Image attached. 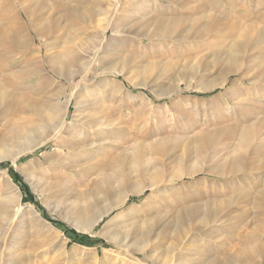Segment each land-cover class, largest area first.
Returning a JSON list of instances; mask_svg holds the SVG:
<instances>
[{
    "label": "rangeland",
    "instance_id": "1",
    "mask_svg": "<svg viewBox=\"0 0 264 264\" xmlns=\"http://www.w3.org/2000/svg\"><path fill=\"white\" fill-rule=\"evenodd\" d=\"M175 1L183 5L168 0H0V55L5 60L0 82L9 92L0 105V197L8 198L14 184L21 210L33 205L53 228L40 236L27 226L30 216L9 217L6 208L16 207V199L7 206L0 201V264H173L177 259L178 264H225L233 260L232 250L243 252L234 264H264V215L258 206L264 198L262 137L258 132L246 145L228 135L232 126L246 125L251 113L260 117L261 86L253 83L261 73L259 60L245 63L242 57L239 74L233 73L224 86L205 90L221 81L240 28L254 24L258 35L264 33V0ZM22 8L30 11L29 18ZM160 20L161 31L156 29ZM7 33L24 45L12 52L2 40ZM254 54L261 58L264 50ZM27 57L44 67L49 80H22L25 66L36 65ZM82 98L104 117L99 131L76 123L83 114L77 107ZM49 104L58 108L56 120L62 119L63 132L56 139L47 132L49 143L15 162L10 158L16 151L11 131L38 122L39 108ZM218 130L219 138L202 148L201 133ZM58 150H64L71 177L62 182L46 178L42 195L24 171L32 160L43 161ZM239 157L247 170L232 174ZM108 180L111 186L104 184ZM138 190L145 193L136 194ZM122 194L130 199L95 227L83 226L78 212L88 195L98 198V208L117 204ZM67 195L70 199L61 206L47 205L49 199ZM220 202L232 207L217 228L208 226L202 234L169 230L165 244L157 237L166 218L178 215L176 203L201 204L206 223L208 212ZM136 204L171 215L151 224L148 239L132 232L125 245L115 246L106 238L115 217L128 216L118 222L126 224L138 219L144 227L156 216H143L132 207ZM185 236L192 241L188 247L182 245ZM61 238L67 244L64 253ZM141 242L148 245L149 258L136 251Z\"/></svg>",
    "mask_w": 264,
    "mask_h": 264
},
{
    "label": "bare ground",
    "instance_id": "2",
    "mask_svg": "<svg viewBox=\"0 0 264 264\" xmlns=\"http://www.w3.org/2000/svg\"><path fill=\"white\" fill-rule=\"evenodd\" d=\"M168 2L173 3V4H179V5L182 4L183 5V3L177 2L175 0H168ZM186 2L189 5V2L188 1H186ZM188 5H186V6H188ZM109 10H111V9H109ZM22 12H23V14H25L29 18L30 11L28 12L27 8H24V9L22 8ZM198 21H200V20H198ZM163 24L164 23L162 21L161 22L158 21L157 22L156 29H159L160 30V28H161V26ZM217 25H219V24H217ZM247 25H248V23H247ZM253 25L245 26L246 28L243 27V28H240L239 30L237 29L238 32H236V33L238 34V38L236 40H234V44L230 48L229 54L225 58V68H224V70L221 71V77H222L221 78V81H219V82L215 81L212 85L206 86L205 90H211L212 88H214V86H217V85L218 86L219 85L220 86L221 85L224 86L228 82L229 78L231 77V75L233 73H236V74L238 73L239 74L240 69H241L240 68V65L242 64L243 58H244V61L243 62H245V63H247V62L248 63H251V62H254V61L256 62L257 59L259 60V67L258 68H260L259 70L261 71V73H260L259 77H257L258 79H256V78L253 77V79H254L253 80V83L259 84L261 86V90H260L261 99L258 100V102L260 104V117L259 118L255 117L256 116L255 112L251 113L249 115V120H247V124L246 125L232 126V128H230L228 130V135H230V136H233L234 135V136H236V137H238L240 139L241 143L246 144V145H249L251 139L253 138V135H255L256 133L259 132L260 133V136L262 137V148L264 150V55L261 58H257V57H255V54H254L256 52H259L260 50L262 51V49L264 50V47H262V43H264V42H262L263 41L262 39H264V33L261 32V30H263V29H261L259 31L261 33L258 35V30L259 29L258 28H255V26H253ZM219 26H221V25H219ZM158 27H160V28H158ZM211 27L212 26H210V28ZM108 29H109V27H108ZM211 29H213V27ZM237 34H236V36H237ZM256 35H257V37H255ZM232 38H234V37H232ZM2 40L5 42V44H8L9 43V48L11 49L12 52L14 51L12 49H14L16 47H19L21 45H24V43H22V41H19L17 39L11 38V35H9L8 33L2 35ZM263 46H264V44H263ZM224 51H225V49H224ZM67 56H68V53H67ZM69 57H71V56H69ZM258 57H260L259 54H258ZM27 59H28V62L30 61V63H31V60L32 59L31 58H28V57H27ZM29 59H31V60H29ZM34 60H35V58H34ZM39 60H37V61H39ZM4 61H5L4 58L0 55V63H2ZM48 61L49 60H45V62L47 64L49 63ZM32 62H33V60H32ZM35 62H33V63H35ZM39 62H40V64H42L41 61H39ZM27 64L28 63H26V65ZM43 65H44V63H43ZM28 66H30V67L27 68V66H25V69L23 71L24 72L23 74H25L24 78L22 79L23 81L26 80V79H30V78H37V79H40V78L43 79L44 78L46 80H49L43 74V72L45 71V69H44V67H41L42 65L40 66L39 64H36L33 67V66H31L29 64ZM216 69H217V67H216ZM124 70H121L120 73H121V75H123V77H125L126 79H128V75H127L128 73L124 72ZM217 70H219V69H217ZM245 70H247V69H245ZM250 70H252V69L250 68L249 71ZM59 73H60L59 74V76H60L61 75V72H59ZM240 74H242V73H240ZM251 76H249V77H251ZM2 77H3V80H4L5 75H3ZM244 79H246V74H245ZM0 81H2L1 78H0ZM139 86L140 87H145L144 84H140ZM38 87H40V86H38ZM43 87H45V86H43ZM129 94H131V93H129ZM245 94H247V92H245ZM46 96H47V94H46ZM84 96H83V98H84ZM8 98H9V92H7V90L3 86L2 82H0V105L2 104V102L4 100H6ZM83 98L81 100H78V102H77V104H78L77 107L79 109L78 111H82L83 114L81 115L82 116L81 118L77 119L76 123L77 124H80L81 126L82 125H85L86 127H92L94 129L96 128V130L99 131L105 125L104 124V120L105 119H104V117L102 115H100V113L98 112V110H95V111L93 110L94 108H92L90 106V104L86 102L88 100H84ZM135 98H136L135 96L133 97L131 95V101L132 100H136ZM5 102H8V101H5ZM66 103H67L66 104V108H68V105L71 103V100L69 99L68 101H66ZM0 108H1V106H0ZM38 111H39L38 112L39 113L38 114V122L36 121V122L28 123L25 127L24 126L17 127L15 129H13L11 131V133H10V139H11V143H12L11 146H13V148L16 149L15 153H13L10 158L12 160H14L15 162L20 157L26 156L29 153H32L34 150H36L38 148H41V147H44L47 143H49L47 141H49L52 137H55V139H56V136L59 135L61 133V131L63 132L64 126H63L62 119H57L56 120V117L58 116L57 115L58 108L56 107V105L49 104V105L45 106L44 108H41V109L39 108ZM243 115H245V114H243ZM246 115H245V117H246ZM63 116H65V115H63ZM250 117L252 119L255 118V121L251 122L250 121ZM75 126H76V124H75ZM112 128H113V126H112ZM67 131H68V129H67ZM219 131L220 130L215 131V133H213V134H210V133L209 134H206L205 132L204 133H201V134H205L204 136H202L201 147L202 148H205V147H208L209 145H212L215 142V140L217 138H219V133H220ZM47 132H51V134L53 136L51 137V134L49 133V137L46 138L47 137L46 136V133ZM88 146L89 145L85 146V148L88 147ZM81 148H83V147H80L79 149L81 150ZM67 163L68 162L65 159L64 150H62V153H61L60 150H58V151H55L53 153H50L48 156H45V158H44L43 161L41 160V161H38L37 162V161H33L32 160V162L28 165V167L26 169V172L28 171V173H26L25 171H24V173H25L26 177L28 178V180H32V182L34 183V186H36L38 188L37 191L40 194L43 195V191H44V188L46 186V183H44L45 182L44 180L46 178H49V179H52V180H60L62 182V181H64L65 178L67 179V178L71 177V174H72L71 172H72L73 169L71 168V166H68ZM241 163H243L244 165H240ZM233 164H234V166H233V168L231 170V173L232 174H234V173H240L241 172L240 170H243V169L247 170L246 169V166L248 164L245 162V160L243 158H240V157L237 158L236 160H234V163ZM260 168L261 169H264L263 166H261ZM260 168H258V169H260ZM248 170H250V169H248ZM222 174H224V173H222ZM227 174L230 175V173H227ZM110 181L111 180L105 181L104 184H106V186L107 185H110L111 186ZM100 188H102V187H100ZM9 189H12V190L9 191V193H8L9 197L8 198L7 197L6 198L0 197V201H3V202L5 201L4 202L5 203L4 204L5 206L10 205L13 202L12 201L13 199H16V201H17V203H16V207L17 208L14 205L13 206L11 205L12 208H10V206H8L6 208L8 210V212H9V217L13 219V217L18 216V214H20V213H23V216L24 217H29L30 216L29 219H28L27 226L28 227L31 226V228H35L36 229V232L40 236H42V237L47 236V234H49V231H52V229H53L51 227V224L49 222L45 221L43 219L42 215L39 213V211H37L36 208L33 205H31V204L27 207L28 210H26V211L23 210L22 211L21 210V207L23 208V205L21 204V202H22L21 201V197H19V189L16 186H14V184H12V188H9ZM105 191H106V189L103 191L104 194L106 193ZM54 193L62 194L59 191H55ZM143 193H145V191H142V190H138L136 192V194H139V195H141ZM54 196L55 195H53V197H51V196L50 197L51 198H54ZM68 196L69 195H67L65 197L62 196L63 198L62 197L56 198L57 201H54V200H50L49 199L48 202H47V205L59 207L64 202H66V201H68L70 199V198H68ZM94 197H95L94 195H92V196L88 195L84 199L83 203L81 204L80 209H79V212H78L79 213L78 216L79 217H82V219H84V220H82L83 221V226L86 227V228H88V229L93 228L96 225H98V223L100 221H102L106 216H108L111 213H113L115 211V208L116 207H119L121 204L127 202L130 199V196H127L125 194H122V195H120L117 204H115L113 206H110V207L102 206V207H98L97 208L99 201H98V198L95 199ZM177 202H182V201H177ZM0 204H2V203H0ZM176 205L181 208L180 210H178V215H176L174 217L172 216L173 218L170 217L171 219L170 218H166L167 219L166 225H164V227L161 229V231L159 233H157V237H161L162 236V238H161V242H163L162 244H165V242H167V241L164 242L163 240L168 236L169 230H171V231L172 230H177L178 233H179V232H182V231H184L185 229L188 228V229L193 230L194 233L195 232L196 233H201V232L207 230V228H209L208 226H210L212 228H215L216 226H218V224L220 225L221 223L224 222V220H222L223 217H221V215H223L226 210L229 211V209L232 207L231 203H229V202H220V203H217V205H216L218 207L217 210H211V212L210 211L208 212L209 214L207 213L208 214V219H207V222L205 223L204 222L205 220H204V217L202 215V212L199 211L200 208H201V204L200 205H192V206H188L187 205L186 206V204L180 205V204L176 203ZM139 206H140L139 204H136V206L135 205H132V207L135 208V209L137 208V212L143 214V216L154 215V214L156 216H154L152 219H150L146 223V226L142 227L141 226L142 224L140 223L141 221L138 220V219H136V221H133L131 224L118 223V222H121L123 220V218H128V216L122 217L123 214L122 215H118L117 217H115V219L112 220L111 225L109 224L110 226L107 225L108 227H111V233L108 234V235H106V238H107V240L110 243H113L115 246L116 245H119V246L122 247L123 245H125V240L128 238L127 235L128 234L130 235V233H132V232L136 233L137 235H140V237H142V238H145V237L147 238L148 235L151 233V226H152L151 224L154 223V222H157V220H159L161 218V216H165L166 217L168 214H170V211L169 212H166V214L161 213V212H158L159 210L157 208H156V210L154 209L155 211H153V212H149V210L147 212V210L145 211L142 208L143 205L140 206V207ZM210 206L212 207V205H210ZM258 206H259L260 213L262 215H264V198H263L262 202L258 204ZM211 207H208V210L211 209ZM171 213H172V210H171ZM174 213H175V210L173 211V214ZM4 215H6V214H4ZM135 218H138V217L135 216ZM260 218H262V217H260ZM7 219H8V217H7ZM79 219H81V218H79ZM201 221H203L204 224H201ZM198 222H200V224L197 225ZM115 224H117V225H115ZM141 227H142V229H141ZM204 234H205V232H204ZM191 237H193V236H191ZM247 239H250V238H247ZM251 239H252V237H251ZM58 241H60V244L59 245L62 246V250H63V253H64V251H65V249L67 247V244L62 241V238L60 240H58ZM138 241H140V240H138ZM126 242H127V240H126ZM189 242H192L191 241V238H188V237L185 236L184 239L182 240V245L187 246L186 244H188ZM147 246L148 245H146L145 242L144 243L141 242L140 244L136 245V251L139 252V253H142L143 255H145L146 258H149L151 255L149 256V253H148L149 251H148V247ZM169 247L172 248L173 247V244H171ZM179 247H181V246L179 245L178 247H175V249H177ZM247 252H248V256H250L251 258L254 256L253 255L254 251H253V253L250 252V251H247ZM240 253L242 254L243 252L241 250L236 251V252H233V250H232L230 256H231V258L233 260L231 261V260L228 259L225 262V264H234L237 259H240V257H239L240 256ZM263 260H264V258H263ZM176 262L178 264V262H180V261L177 259ZM176 262H174L173 264H175Z\"/></svg>",
    "mask_w": 264,
    "mask_h": 264
},
{
    "label": "trees",
    "instance_id": "3",
    "mask_svg": "<svg viewBox=\"0 0 264 264\" xmlns=\"http://www.w3.org/2000/svg\"><path fill=\"white\" fill-rule=\"evenodd\" d=\"M1 166V165H0ZM25 188H26V191H28L27 187H24V191H25Z\"/></svg>",
    "mask_w": 264,
    "mask_h": 264
}]
</instances>
